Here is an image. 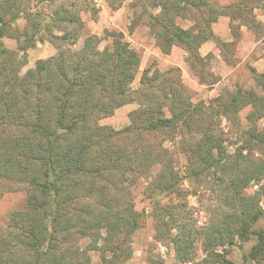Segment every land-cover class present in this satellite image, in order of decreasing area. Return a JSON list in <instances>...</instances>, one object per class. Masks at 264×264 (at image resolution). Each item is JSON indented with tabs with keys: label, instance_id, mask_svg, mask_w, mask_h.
Listing matches in <instances>:
<instances>
[{
	"label": "trees",
	"instance_id": "1",
	"mask_svg": "<svg viewBox=\"0 0 264 264\" xmlns=\"http://www.w3.org/2000/svg\"><path fill=\"white\" fill-rule=\"evenodd\" d=\"M252 1L258 4L251 12L263 6L264 0L225 7L212 0H156V15L144 3L142 8L162 53L179 46L199 59L200 44L216 39L212 24L218 17L226 15L232 24ZM83 11L98 13L92 0H0V37L18 42L17 49L0 45V198L18 190L12 184L27 191L25 205L9 215L5 232L0 229V264H90L88 251H97L101 264H131V237L141 214L132 198L123 197L130 194L128 175L134 181L147 177L154 238L166 240L179 262L235 264L228 248L252 235L257 242L249 257L264 255V230H253L264 214V127L257 125L264 118V73L253 70L259 91L236 86L207 104H194L180 78L172 80L173 71L148 76L146 69L131 90L140 59L121 32H107L102 48L101 38L89 35L80 49H72ZM19 18L25 21L22 29L14 25ZM176 18L199 22L202 29L183 28ZM253 20L260 25L254 15ZM241 25L250 27L242 21L233 36ZM35 40L54 43L57 53L21 75L25 62L19 52ZM261 42L264 51V37ZM134 101L128 125L114 130L100 124ZM244 108L249 110L243 127L238 114ZM228 113L238 144L226 143L217 129L215 118ZM161 134L169 141L181 137L184 175ZM185 178L197 185L198 202L202 182L215 202L202 224L192 218ZM252 183L256 189L250 194ZM80 240L87 242L83 248ZM196 244L203 257L195 262ZM152 264L164 263L157 258Z\"/></svg>",
	"mask_w": 264,
	"mask_h": 264
},
{
	"label": "rangeland",
	"instance_id": "2",
	"mask_svg": "<svg viewBox=\"0 0 264 264\" xmlns=\"http://www.w3.org/2000/svg\"><path fill=\"white\" fill-rule=\"evenodd\" d=\"M156 0H92L98 9L96 17H92L89 11H83L80 16L82 24L78 29V39L72 47L73 50H78L82 47L85 37L89 35H97L101 39L100 48L104 47L108 42L107 32H121L124 40L129 46L135 50L140 62L134 80L130 85L131 90H135L140 85V80L144 70H148V76H151L156 71L165 73L173 71L171 78H180L186 94L189 95L191 101L195 103H208L215 100L218 96L223 97L227 91L234 90L236 86H240L245 90L259 91L257 83L253 77V70L256 73H264V51L262 48L261 39L264 37V2L262 7L254 8L251 12V5L258 4L256 1L248 2L243 6V16L236 18L232 24L229 23V32L219 30L215 40H207L200 44L197 49L199 59H194L193 56L185 48L173 46L168 54H164L157 47L155 39L147 27V23H152L142 4L146 5L147 13L156 15L159 11L158 7H153ZM216 4V0H212ZM110 2L113 7L110 5ZM120 2V3H119ZM231 4V3H230ZM220 5L222 7L228 6ZM228 12L227 9L222 10ZM190 14L195 16L193 13ZM259 22L256 26L253 20ZM242 21L248 22L250 26L247 28L244 25V30L233 36L232 31H236L237 24ZM177 24L183 28L193 26L196 29H202L199 22H193L191 19L176 18ZM231 22V21H230ZM222 24L220 20H216L212 24V30H216L217 26ZM15 26L23 28L25 21L19 18L14 23ZM196 27V28H195ZM222 32V34L220 33ZM18 42L7 37H0V45L8 49H17ZM57 48L50 41H38L28 47L22 54L19 52L21 60L25 64L20 70L22 75L27 69L34 67L37 60H46L55 57ZM155 87L160 86V79L155 81ZM151 88V86H149ZM147 98H152L149 94ZM137 107V103H127L113 113V115L100 120V124L109 126L114 130H120L129 124L128 113ZM248 108L242 109L238 114V119L241 126H246L245 116L248 113ZM226 117H216L217 129L221 130L226 140V143L235 142L236 125L231 122L232 115L227 114ZM219 125V126H218ZM257 125L264 127V118L258 120ZM161 134L159 137L166 139L163 146L166 147L175 157L176 169L184 175L186 168L185 155L181 153L180 136H176L174 141H169L167 136ZM225 144V143H224ZM238 144V143H237ZM229 150H233V145H228ZM148 179L145 176H139L134 181V176L128 175L126 181L127 188L130 194L124 195V198H132L134 209L140 213L138 227L131 237L132 257L131 264H152V260L160 258L164 264H183L175 258L173 249L166 240L158 241L154 238V219L152 217L151 197H146L145 189ZM17 188V191L6 192L0 198V229L5 232L9 215L14 211L21 210L25 205L27 191L25 187L19 184H12ZM196 184L187 178L183 181L184 190L189 192L186 201L192 207L190 212L192 218L198 221L199 224L206 222L208 218V206L215 202L211 199L209 191L204 182L200 185V191H203L200 196L201 202H198L197 197L193 194ZM6 187V186H5ZM4 187V188H5ZM22 187V188H21ZM256 187L250 184L247 192L252 194ZM198 194V193H197ZM164 202L167 199L162 198ZM175 199L172 198V201ZM261 206L264 209V199L261 201ZM188 212V211H187ZM253 230H264V214L253 225ZM257 239L254 235L248 241H236L235 245L228 248L227 257L235 264H264V255L251 258L250 251L255 246ZM86 240L79 241V247L83 248L86 245ZM90 264H101L97 251H88ZM203 254L200 250V245L196 244L194 261H200ZM196 264V263H194Z\"/></svg>",
	"mask_w": 264,
	"mask_h": 264
},
{
	"label": "crops",
	"instance_id": "3",
	"mask_svg": "<svg viewBox=\"0 0 264 264\" xmlns=\"http://www.w3.org/2000/svg\"><path fill=\"white\" fill-rule=\"evenodd\" d=\"M218 5H226V4H230V3H233L235 2L236 0H216ZM218 21L220 20V22L222 24H220V26H217L216 30L213 29V32L214 34H217L218 33V29L219 30H224L226 29L227 32H229V23H230V19L228 16L226 15H221L218 17L217 19ZM244 27L243 26H240V31H243ZM222 34V32H220ZM230 33V32H229ZM219 34V33H218Z\"/></svg>",
	"mask_w": 264,
	"mask_h": 264
}]
</instances>
